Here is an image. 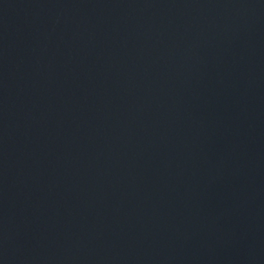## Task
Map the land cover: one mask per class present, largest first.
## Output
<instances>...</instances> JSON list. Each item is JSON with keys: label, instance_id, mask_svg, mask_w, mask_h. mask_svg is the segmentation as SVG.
<instances>
[{"label": "water", "instance_id": "1", "mask_svg": "<svg viewBox=\"0 0 264 264\" xmlns=\"http://www.w3.org/2000/svg\"><path fill=\"white\" fill-rule=\"evenodd\" d=\"M0 264H264V0H0Z\"/></svg>", "mask_w": 264, "mask_h": 264}]
</instances>
